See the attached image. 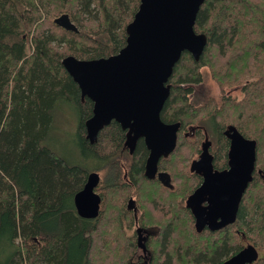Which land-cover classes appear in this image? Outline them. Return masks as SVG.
Masks as SVG:
<instances>
[{"label": "trees", "instance_id": "1", "mask_svg": "<svg viewBox=\"0 0 264 264\" xmlns=\"http://www.w3.org/2000/svg\"><path fill=\"white\" fill-rule=\"evenodd\" d=\"M140 4L0 0V264H131L138 244L137 234H129L136 222L130 198L141 212L140 225L161 229L150 240L154 264H217L228 235L198 233L186 200L201 182L190 166L207 135L215 163L227 166L224 132L230 125L257 142L256 170L235 224L264 251V0H206L198 13L195 31L207 36V47L198 62L183 53L161 113L164 123L181 125L176 149L158 166L172 187L146 177L144 141L132 153L118 123L90 143L86 122L94 103L82 99L62 63L69 56L117 55ZM63 15L78 32L55 23ZM204 67L222 96L196 105L189 85L202 82ZM227 89H240L242 98L225 95ZM66 109L78 121L70 157L52 143ZM93 172L101 177L96 192L102 203L97 218L85 219L74 200ZM209 240L219 243L211 246L210 259Z\"/></svg>", "mask_w": 264, "mask_h": 264}, {"label": "water", "instance_id": "2", "mask_svg": "<svg viewBox=\"0 0 264 264\" xmlns=\"http://www.w3.org/2000/svg\"><path fill=\"white\" fill-rule=\"evenodd\" d=\"M205 1L141 0L134 20L126 29L127 45L117 55L96 60L69 56L62 62L79 86L82 99L94 103L93 116L86 122L90 143H96L100 132L117 122L127 131L131 148L144 139L150 152L145 175L151 180L158 174L160 160L176 149L181 127L180 123L166 124L161 118L171 93L168 82L183 53H190L198 62L208 44L207 36L195 31ZM55 23L78 32L68 15L59 17ZM224 134L230 141L227 170L213 171L209 137L202 145L201 155L191 165V171L204 179L187 200L198 233L207 226L218 230L237 221L242 199L256 170L257 142L245 138L235 126H229ZM100 182L99 173H91L84 189L75 196L80 217L99 216L102 198L95 189ZM207 200L210 206L205 207ZM251 254V259H258L257 251L250 248L226 264H245Z\"/></svg>", "mask_w": 264, "mask_h": 264}, {"label": "flooded vegetation", "instance_id": "3", "mask_svg": "<svg viewBox=\"0 0 264 264\" xmlns=\"http://www.w3.org/2000/svg\"><path fill=\"white\" fill-rule=\"evenodd\" d=\"M126 136H127V131H126ZM207 137H209V136L207 135L206 138ZM206 138H205L204 142L206 141ZM140 140L144 141V139H139L136 142L135 147L131 148L130 143L128 142V137H127L128 147H129V149H131L132 153L134 152V150H135V148H136V146H137V144H138V142ZM209 141H211L210 138H209ZM144 143H145V141H144ZM203 143H202V145H203ZM211 143H212V146H211V148H212L213 147V141H211ZM229 150H230V147H229ZM201 153H202V146H201ZM228 153H229V151H228ZM149 154H150V152H149ZM197 159H195V160H197ZM213 168H214L213 169L214 172H216V171L222 172L224 170H227L229 168V165L227 164V166H225V165H221V164H216L215 161H214L213 162ZM190 171H191V166H190ZM145 173H146V166H145ZM191 173H193V174H195V175H197L198 177L201 178L200 184L193 191V193H194L198 188H200L202 186V184L204 183V179H203L202 176L196 174L195 172L191 171ZM164 176H165L164 173L158 171V174H157L155 179H157V178L158 179H162V182H163V184L165 186L172 187L171 184H168V181H167V179H165ZM155 179H153V180H155ZM149 180H151V179H149ZM97 188L95 189V192H96ZM96 193L99 195L98 192H96ZM188 198H187V200H188ZM187 200H186V207H187ZM203 205L205 207H208V206H210V203L207 200V201L204 202ZM129 210L133 211L134 216L136 218V222L134 224V229L132 230V232H135L137 234V244H138V249H137L136 253L133 255V257L131 258V264H135L133 262V260L135 259V255L137 254L138 250L142 251V253H143V255L139 257L140 261L143 264H154V255H153V252H152V249L150 248V246L152 247L153 241H155V240H153V241H150V240H151V238H156V237L158 238L160 236L161 229L157 225H152V226H142V225H140L139 217L141 215V212L138 210V205H137V203H136L134 198H130L129 199L128 211ZM237 219H238V216H237ZM235 223L232 224V225L226 226L224 228L218 229V230H212L209 226H207L203 230V232H207V233H212V234H218L219 233V234H222V235L223 234L228 235L227 236L228 242H227V245H226V250H224V252L222 254V257H221V259L219 260V262L217 264H226L227 262H229L233 258H235L238 255H240L241 253H243L245 250H248V249L250 250V248H254L257 251L258 259L257 260L251 259V257L253 256V254H251L250 255V259L251 260L249 259V261H247L245 264H258L259 260L262 259L263 256H264V251L261 250L251 239H249L248 236L246 235V232L244 230H242V228L239 225H236ZM231 234H232L233 240L231 238L230 239L228 238L229 235H231ZM218 244H219L218 242L217 243L214 242V241L210 242V240H209V242L207 243V248H206V252H205L206 258L210 259L212 257V255H213L211 246H214V245L215 246H219Z\"/></svg>", "mask_w": 264, "mask_h": 264}, {"label": "rangeland", "instance_id": "4", "mask_svg": "<svg viewBox=\"0 0 264 264\" xmlns=\"http://www.w3.org/2000/svg\"><path fill=\"white\" fill-rule=\"evenodd\" d=\"M201 72L203 77L202 82L199 84L189 85V87L192 89L190 101L196 105L204 103L211 97L218 100L222 96L219 86L211 76L210 69L204 67L201 69ZM225 95L235 98H242L243 96L240 89H227ZM77 122V114L69 109H66L63 112L62 117H60L59 126L55 131V135H53V145L59 152L67 157L72 156L76 151L73 140L76 135ZM98 193L100 194V192ZM129 232L130 235L133 233L132 230H129ZM142 255V251L138 250L133 262L135 264H143L139 258Z\"/></svg>", "mask_w": 264, "mask_h": 264}]
</instances>
